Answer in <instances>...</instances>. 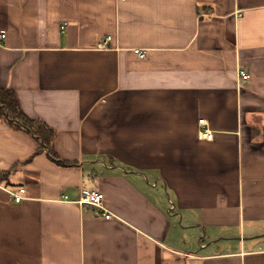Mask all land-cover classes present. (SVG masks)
<instances>
[{
    "label": "crops",
    "instance_id": "obj_1",
    "mask_svg": "<svg viewBox=\"0 0 264 264\" xmlns=\"http://www.w3.org/2000/svg\"><path fill=\"white\" fill-rule=\"evenodd\" d=\"M0 30L57 135L0 119V264H264V0H0Z\"/></svg>",
    "mask_w": 264,
    "mask_h": 264
},
{
    "label": "trees",
    "instance_id": "obj_2",
    "mask_svg": "<svg viewBox=\"0 0 264 264\" xmlns=\"http://www.w3.org/2000/svg\"><path fill=\"white\" fill-rule=\"evenodd\" d=\"M0 119L6 121L14 129L26 131L41 140L42 145L51 148L56 139V133L45 123L39 120H33L25 116L19 106L15 94L10 90H0ZM53 159L60 165L69 166L59 157L52 155Z\"/></svg>",
    "mask_w": 264,
    "mask_h": 264
},
{
    "label": "built area",
    "instance_id": "obj_3",
    "mask_svg": "<svg viewBox=\"0 0 264 264\" xmlns=\"http://www.w3.org/2000/svg\"><path fill=\"white\" fill-rule=\"evenodd\" d=\"M6 40V34L0 30V44L3 43ZM112 40V37H108L104 43L100 45V48L102 49H108L109 48V42ZM137 54L141 58H144L145 55L140 53L139 51H136ZM240 76L244 80L250 79V75L244 71H240ZM199 125L201 126V131L199 133V138L202 140H211L213 138V133L208 127V123L205 120H200ZM26 193V189L19 188L15 191H11V195L16 203L22 202L24 200V195ZM80 205H89V206H95V207H102L104 203V195L103 193L93 190V191H85L82 194V197L80 201L78 202ZM107 218H110L109 215L106 216Z\"/></svg>",
    "mask_w": 264,
    "mask_h": 264
}]
</instances>
